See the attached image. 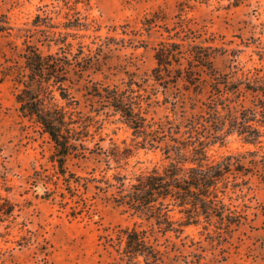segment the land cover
<instances>
[{
  "label": "rangeland",
  "instance_id": "obj_1",
  "mask_svg": "<svg viewBox=\"0 0 264 264\" xmlns=\"http://www.w3.org/2000/svg\"><path fill=\"white\" fill-rule=\"evenodd\" d=\"M230 1H193L184 18L194 37L185 39L184 47L211 46L218 71L253 83L256 76L264 77V0L239 5ZM64 3L0 0V264H127L122 252L125 237L120 235L127 227L146 230L160 252L159 264H264V122L259 125L263 135L254 143L228 126L214 128L209 117L211 79L201 68L198 85L181 78L165 87L152 75L156 46L170 37L182 41L185 34L179 0H82L75 9ZM76 8L87 26L72 30L76 35L68 41L73 46L43 41L45 34L66 29L37 21H65ZM147 18L154 20L150 29L144 24ZM30 43L44 52L64 51L74 62L85 64L82 76L72 72L66 82L79 103L63 101L76 120L74 126L82 131L83 139L76 142L87 147L85 155L70 156L66 162L81 178L79 205L72 199L62 205L60 196L45 195L53 186L47 178L56 180L54 143L38 123L21 114L16 100L15 78L27 71L24 54ZM103 86L140 94L151 122L178 126L183 134L191 124L198 126L211 158H239L249 170L232 171L226 200L244 214L242 222L225 233L204 223L163 233L116 203L117 189L108 184L115 183V174H125L129 183L167 161L161 147H142V138L134 136L120 113L93 94ZM259 96L242 86L239 95L219 101L227 104L219 108L232 116L254 109L257 119L264 120ZM74 206L81 207L75 216L70 213ZM140 260L146 264L143 257Z\"/></svg>",
  "mask_w": 264,
  "mask_h": 264
},
{
  "label": "trees",
  "instance_id": "obj_2",
  "mask_svg": "<svg viewBox=\"0 0 264 264\" xmlns=\"http://www.w3.org/2000/svg\"><path fill=\"white\" fill-rule=\"evenodd\" d=\"M81 1L64 0V5L75 9V5ZM193 1L206 0H179L180 29L185 31V34L182 41L170 37L156 46L157 65L153 68L152 75L156 81L167 87L181 78L198 85L200 82L195 81L201 79L202 71L205 72L211 79L213 98L209 104V117L214 128L220 129L223 125V129L228 126L229 131L236 130L249 143L257 142L263 135L260 122H264L257 119V111L244 108L239 115L232 116L221 112L220 105L227 107V104L219 101L229 99L230 95H239L241 87L245 86L260 94L257 105L262 108L264 117V77L256 76L252 83L247 77L222 73L213 63L211 46L190 43L184 47L185 39L194 37L184 18L187 10L193 7ZM245 1L231 0L230 4L239 5ZM55 6L60 7V4ZM66 14L68 15V12ZM66 17L62 22L37 21H44L43 23L51 28L63 26L66 29L45 34L43 41L73 46L72 42L68 41L69 36L76 35L72 30L85 28L87 22L77 8L73 17ZM46 19L52 17L47 16ZM153 22L154 20L147 18L144 24L150 29ZM177 33L180 35L179 31ZM24 58L27 71L15 78L19 84L16 100L20 112L24 117L38 123L54 143L52 161L56 165V180L47 178L46 182L52 183L53 186L47 188L45 195L60 196L62 205H67L69 199L75 200L79 205L82 200L78 193L81 178L68 169L66 162L70 156L85 155L87 147L82 142H76L83 139L82 131L74 126L76 120L63 101L68 105L79 103L69 91L66 82L71 81L72 72L82 76L85 64L74 62L64 51L44 52L34 43L27 44ZM93 94L105 98L120 113L133 130L134 136L142 138L138 141L142 147H161L167 161L162 167L154 166L151 170L136 175L129 183L126 182L125 174H115V183L108 184L117 189L113 194L116 203L151 222L153 227L163 233H180L186 226L200 223H204L206 228L214 224L220 233H225L231 231L234 224L239 225L242 222L244 214L226 200L232 171L249 170L239 158H235V155H227L221 160L211 158L207 142L198 136V126L194 124L183 134L178 126L167 127L162 122L149 121L142 97L135 94L133 89L121 90L117 86H103L96 88ZM161 142L163 146H160ZM101 149L100 147L99 150ZM255 162L256 160H253V163ZM59 188L63 190H58ZM76 197H79L78 200ZM80 210L81 207L74 206L70 213L75 216ZM120 235L125 237L122 252L127 264H142V257L146 264H159L160 252L148 240L146 230L127 227L121 230Z\"/></svg>",
  "mask_w": 264,
  "mask_h": 264
}]
</instances>
